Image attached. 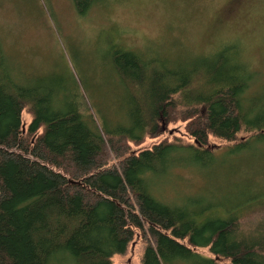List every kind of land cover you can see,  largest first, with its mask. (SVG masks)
<instances>
[{
    "label": "trees",
    "instance_id": "1",
    "mask_svg": "<svg viewBox=\"0 0 264 264\" xmlns=\"http://www.w3.org/2000/svg\"><path fill=\"white\" fill-rule=\"evenodd\" d=\"M73 1L83 12L81 0ZM117 56V73L140 85L136 131L99 127L82 95L70 101L41 80L14 78L0 62V264H110L134 229L144 241L140 264H264V214L241 223L264 209V198L161 196L164 185L172 186L170 168L213 166L208 137L233 143L241 129L264 136V119L249 120L242 103L246 68L216 61L207 77L200 67L154 57L153 69L140 61L131 77ZM175 95L203 106V113L193 105L181 112L191 140L162 139L129 153L126 140L140 145L157 135L160 116L170 119ZM25 109L30 120L23 130Z\"/></svg>",
    "mask_w": 264,
    "mask_h": 264
},
{
    "label": "rangeland",
    "instance_id": "2",
    "mask_svg": "<svg viewBox=\"0 0 264 264\" xmlns=\"http://www.w3.org/2000/svg\"><path fill=\"white\" fill-rule=\"evenodd\" d=\"M90 1L85 6L81 0L79 12L73 0H0L3 68L19 80H41L70 101L77 102V95H82L88 105L85 113L99 127L136 131L140 85L117 73V54L131 77L139 74L135 65L140 67V61L147 71L153 69L154 57L167 59L169 66L200 67L198 72L207 70V77L214 76L212 63L236 61L248 73L242 98L250 110L247 118L264 119V0ZM185 100L175 95L170 119L160 116L156 121L157 135L146 136L140 145L126 140L128 152L162 139L191 140L180 115L194 105ZM194 107L203 113L202 105ZM20 120L24 130L30 120L26 109ZM236 138L248 141L232 147L237 142L208 137L205 146L213 166L170 168L172 186L165 183L160 195L167 199L176 192H200L203 199L208 200L207 195L219 203L248 200L251 195L264 198V136L251 137L241 129ZM263 214L264 209L245 214L241 223L251 225ZM143 247L141 234L134 229L124 251L111 255L109 263L140 264ZM195 250L209 255L205 248Z\"/></svg>",
    "mask_w": 264,
    "mask_h": 264
}]
</instances>
